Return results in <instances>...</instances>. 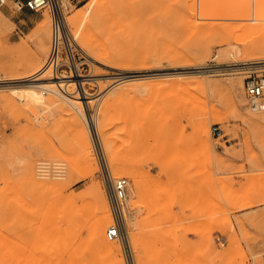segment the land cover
Masks as SVG:
<instances>
[{"label":"rangeland","instance_id":"1","mask_svg":"<svg viewBox=\"0 0 264 264\" xmlns=\"http://www.w3.org/2000/svg\"><path fill=\"white\" fill-rule=\"evenodd\" d=\"M5 2L15 16L0 8V264H264V111L244 87L264 61V0H64L73 72L64 46L51 54L52 5ZM108 172L130 180L115 255L92 232L103 190L104 234L117 238Z\"/></svg>","mask_w":264,"mask_h":264},{"label":"built area","instance_id":"2","mask_svg":"<svg viewBox=\"0 0 264 264\" xmlns=\"http://www.w3.org/2000/svg\"><path fill=\"white\" fill-rule=\"evenodd\" d=\"M6 0H0V6L5 3ZM64 0H15V4L18 8H23L25 6L33 9L40 10L44 8L48 3H51L53 10L55 11L56 21H55V35L57 36V43L55 48H57V54H61L64 50L61 48L64 46L65 52L68 60H64L60 63L66 64L71 72L76 69L77 62L76 56L70 48V40L65 41L63 35V23L60 18L61 15V5ZM63 45L60 41L62 38ZM54 61V60H53ZM247 75L244 79V87L247 96L253 102L264 97V61L260 60L257 62L250 63L249 68L246 69ZM107 180L109 185V200L111 203L114 221L107 228V235L109 238L120 237L126 240L125 231L126 222L125 214L127 208V200L129 198V184L130 180L127 176H120L113 178L109 172L107 174ZM264 257V253H263Z\"/></svg>","mask_w":264,"mask_h":264},{"label":"bare ground","instance_id":"3","mask_svg":"<svg viewBox=\"0 0 264 264\" xmlns=\"http://www.w3.org/2000/svg\"><path fill=\"white\" fill-rule=\"evenodd\" d=\"M51 5V3H48L47 5ZM52 10V9H51ZM94 16L96 14L93 13ZM50 17L53 18L55 17L54 16V13H51L50 14ZM90 17V16H89ZM85 18V16L83 17ZM82 18V21H84V19ZM50 19V18H49ZM78 16L75 18H71L73 24H77L76 27L78 26ZM90 19V18H89ZM48 21V20H47ZM82 23V22H81ZM48 25V24H47ZM78 28V27H77ZM55 44L57 43V37L55 38ZM231 45V44H230ZM208 48V45H205L204 46V49H207ZM109 50V49H108ZM226 50V49H225ZM57 48H55V46L53 47L52 51H51V54L53 53V57H58L57 55ZM220 51V49H219ZM225 52V51H224ZM110 53V52H108ZM112 54V53H111ZM104 56V55H103ZM114 56V55H113ZM104 59V58H103ZM110 61V60H108ZM119 62V61H118ZM57 67V65L55 64V68ZM36 73H33L31 75H28V76H19L16 78L17 79H29V78H32V76H34ZM63 76H68V75H63ZM36 78V77H35ZM34 78V80H36ZM64 80H71V79H64ZM63 79H59L57 81H55V84L57 85H61ZM49 82V81H48ZM27 84V83H26ZM38 84L39 86L41 85H46L48 83L44 82V83H36ZM28 85V84H27ZM32 85V84H31ZM49 87V86H48ZM51 89H53L54 91H57L56 88H53L52 86H50ZM36 91H31L33 92L32 95L34 96V98H36L37 100L39 101H42L43 98H44V95L41 91H39L38 89V92H37V89H35ZM252 108L253 110H260V111H264V98H261V99H258L256 101H253L252 103ZM90 134V133H89ZM75 136H76V139L78 141V143L81 145V148H82V155H83V158L86 162V165L89 169V171L91 173H93L97 168L98 166L96 165V160H95V157H94V153H93V149H92V144H90V141H89V136H88V133L84 130V129H78L76 130L75 132ZM32 170V169H31ZM135 175V174H134ZM137 176V175H136ZM135 179V178H134ZM36 180V179H35ZM37 181V180H36ZM136 181H139V179H135V184H137ZM41 182L42 184H52L54 185L56 182L54 181H39ZM134 184V185H135ZM135 187V186H134ZM136 188V187H135ZM130 189V188H129ZM133 193L134 192V189H133ZM131 193V194H133ZM97 205H98V215H97V218L96 220L94 221L93 223V228H92V232H93V236H94V239L97 243L101 244L108 252L112 253L113 255L121 252V247H120V238L117 237L115 238L114 240H109L105 234H104V227L106 225V223L108 222V220L111 218V212H110V208H109V204H108V201H107V197H106V194L103 190H99L97 193ZM130 199V190H129V198ZM133 201V200H132ZM129 202V201H128ZM140 258H139V261L143 264L145 261H143V258H142V254H139L138 255ZM117 264H124V260L121 258L120 260L117 261ZM139 264V263H138Z\"/></svg>","mask_w":264,"mask_h":264},{"label":"crops","instance_id":"4","mask_svg":"<svg viewBox=\"0 0 264 264\" xmlns=\"http://www.w3.org/2000/svg\"><path fill=\"white\" fill-rule=\"evenodd\" d=\"M14 1H15V0H14ZM0 8H2L3 11H4V13H6L7 15H9V16H11V17H14V16H15V14H14V12H13L11 6L9 5V3H6V2H5L2 6H0ZM23 8H25V9H31V8H29V7H27V6H25V7H23ZM19 9H21V8H19ZM31 10H33V9H31ZM25 20H26V17H21V18H19V19H14V21H16V22L19 23L21 26H23V28H28V31H30V30L34 27V25H30V24H28V25H24L23 23L25 22ZM22 21H23V22H22ZM126 214H127V208H126ZM126 214H125V220H126ZM216 234H219V232H216ZM125 237H126V240H125V241H127V240H128V236H127L126 231H125Z\"/></svg>","mask_w":264,"mask_h":264}]
</instances>
